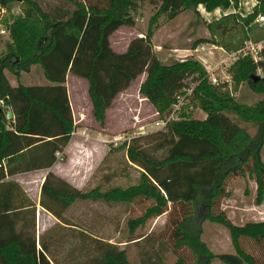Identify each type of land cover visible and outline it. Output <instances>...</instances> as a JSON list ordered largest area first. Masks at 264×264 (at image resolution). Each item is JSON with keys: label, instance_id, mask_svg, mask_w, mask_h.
<instances>
[{"label": "trees", "instance_id": "16d2710c", "mask_svg": "<svg viewBox=\"0 0 264 264\" xmlns=\"http://www.w3.org/2000/svg\"><path fill=\"white\" fill-rule=\"evenodd\" d=\"M6 1L0 0V6ZM20 1L21 14L5 24L10 40L0 56V264H54L47 244L38 241L36 246L32 230L26 228L33 226V203L24 202L18 196L19 184L6 176L47 168L57 158L55 152L63 153L74 127L66 96V72L86 80L91 115L99 126L113 97L142 72L144 78L137 91L158 115L169 113L178 100L179 106L185 88L205 114L197 118L181 110L163 129L123 140L119 147H124L127 161L137 166L135 182L79 189L46 170L39 185L38 204L65 223V209L76 200L129 203L141 199L146 204L140 214L127 217L128 231L165 211L171 223L166 242L175 254L169 264H207L213 257L225 264H252V255L239 239L244 236L260 241L264 220L234 223L217 205L228 194L226 178L245 173L254 180L258 198L264 197L260 156L264 46L259 58L239 55L227 67L234 88L244 82L261 94L253 103H245L231 95L225 82L207 79L195 59L160 61L151 48L149 30L130 38L123 51L113 50L108 36L121 25L133 24L130 12L142 1L156 5L167 18L198 4L205 10L233 7L206 22L208 29L223 34L237 24L245 29L257 14H264V0H254L245 14L235 10L239 0H55L45 7L39 0ZM34 63L40 66L47 83L8 81L4 69L17 79L19 70H27ZM257 68L258 77L252 79L249 74L256 73ZM243 123L254 125V132ZM141 137L152 140L149 147L137 143ZM28 210L31 217L25 219L23 214ZM202 219L227 228L234 252H213L206 246L199 236ZM133 238V242L143 238L149 242L147 234ZM92 241L96 253L72 264H131L118 244L95 236ZM165 247L161 242H149L148 248L140 251L142 262L163 264Z\"/></svg>", "mask_w": 264, "mask_h": 264}, {"label": "rangeland", "instance_id": "374dc122", "mask_svg": "<svg viewBox=\"0 0 264 264\" xmlns=\"http://www.w3.org/2000/svg\"><path fill=\"white\" fill-rule=\"evenodd\" d=\"M39 2L41 6L45 7L47 4L54 3L55 0H39ZM2 7L4 9L3 12H0V27L5 30L0 33V56L5 51V43L10 40L4 26L13 17L21 14L22 3L20 0H7ZM156 7V5L145 1L139 2L136 9L130 12L133 24L121 25L108 36L111 48L115 51H123L130 38L144 35L145 31L149 30L148 37L151 48L160 61L195 59L203 66L207 79L211 81V77H214L215 80L211 81L212 83L225 82L227 89L236 100L253 103L258 99L257 96L260 97V93L252 91L244 82H240L241 87L238 83L234 88L227 67L237 56L243 55L244 50L250 51L246 47L247 42H261L259 49L264 46L262 43L264 41V24L252 20L245 26V29L237 24L227 32L220 34L215 29L206 27L207 21L224 13L223 9L219 7L212 10H205L202 5L195 8L190 7L181 10L171 18L159 13ZM230 9L232 10L233 7H227V11ZM212 44L220 45L222 49ZM201 45L203 48H200ZM27 71L29 73L26 77L21 74L16 79L10 71L4 69L11 84H15L16 81H21L24 84L47 83L38 64H30ZM256 73H259L258 68ZM37 74L39 80L36 77ZM77 79L79 78L71 74L68 78L70 89L75 87L79 93L73 99L76 103L84 102L86 101L84 92L87 91V82L81 78ZM135 83L136 80L131 81L127 92L118 94L112 100L102 126H99L94 120L90 121L86 108L81 109L83 118L75 129L79 132L73 135L78 137L79 144L73 145L69 149V154L63 152L59 155V157L62 156V159L58 157V160L62 162L59 171L71 178L76 184L75 187L87 189L99 185L101 188H105L114 184L125 186L136 181L137 166L127 161L124 147H119V145L123 140L126 141L132 136H141L154 129H163L164 126L158 127L153 121L163 118L168 113L158 115L154 110L156 114H152L153 106L151 105V108L134 94ZM189 83L191 86L192 82ZM188 94L189 89H182L179 98L181 103L177 109H172L171 106L169 111V113L172 111V118L177 117L181 110L192 117L201 118L204 116V111ZM6 110L10 114L9 107H6ZM243 124L250 133L254 132V125ZM137 143L149 147L152 140L141 137ZM156 153L159 154V150ZM67 156L70 157L68 162ZM260 156L264 163V136ZM23 177L28 180L29 184L26 187L19 185L18 196L24 202L33 203V226L31 228L28 225L26 228L32 230L36 246H38V241H44L47 244L49 257L52 258L54 264H72L75 261L89 259L96 253L92 241L93 236L123 247L131 264H145L141 260L140 251L148 248L149 242L154 245H157V242L166 245L165 248H162L161 262L163 264H169L174 260L175 254L166 242L171 223L165 211L149 217L130 233L126 219L140 214L146 201L134 199L129 203H107L100 200H76L69 205L67 210L65 209L63 216L65 223L57 219L54 222L43 224L45 217L40 215L38 218L36 211V207L40 206L38 204L39 189L35 182L36 176L24 174ZM7 178L14 179V176L9 175ZM225 188L228 194L218 200L217 207L224 210L232 222L264 220V197L258 198L255 182L247 173L228 176ZM27 209H31V206ZM23 217L30 218L31 211L25 212ZM40 223L43 229L37 234L36 229ZM145 234L149 235V242L144 238L136 242H133L135 238L131 239V237ZM199 236L213 252H234L227 228L219 223L202 219ZM239 240L242 248L252 255V264H264V237L260 241H255L252 238L241 236ZM207 264L225 263L213 257ZM242 264L249 263L244 261Z\"/></svg>", "mask_w": 264, "mask_h": 264}, {"label": "crops", "instance_id": "0c3cea01", "mask_svg": "<svg viewBox=\"0 0 264 264\" xmlns=\"http://www.w3.org/2000/svg\"><path fill=\"white\" fill-rule=\"evenodd\" d=\"M253 3H254V0H239L238 5H237V7H236L235 10L238 13H240V14H245L247 11L250 10V7L253 5ZM198 6H201V4H198ZM219 8L223 9V12H226L227 11V8H223V7H219ZM246 36H247V34H246ZM247 41H248V36L246 37V42ZM256 42H259V41H256ZM247 43H252V42H247ZM262 43H264V41ZM212 45L213 46H216V47H218L220 49H222V47L220 45H215V44H212ZM27 70L19 71V76H21V74H24L25 77H26V75L29 73V71H27ZM41 74L43 75L42 70H41ZM69 75H70V73L69 72H66V74H65V89H66V96H67V99H68V103H69V107H70V112H71V117H72V122L74 124V127L71 130V132H70L69 140L67 141V143L65 144V146L63 148V152L66 153V154H69V149L73 145H75V144L78 145L79 144L77 142L78 137H74L73 135L76 134V133L78 134V132H79V131H76L75 129L77 127V124L80 123L81 120H82V118H83L82 117L83 116V112H82L81 109L82 108H86L87 117L90 118V121L91 120H94L93 117H92V115H91V105H90V102H89V99H88V96H87V93H86L87 91L86 90L84 92V98H86V101H84V102H78V103H76V101H74L73 97L76 96V95H78L79 93H78V90L75 89V87H73L74 89H70L71 87H70V84L68 82ZM36 77H38V80H39V75L38 74L36 75ZM76 78H78V77H76ZM143 78H144V73L142 72V73L138 74L133 79V80H136V83L134 85V94L138 98H140V100H144L146 102V104H148L152 108L151 104L146 100V98L144 96H142L137 91V87H138L139 83L143 80ZM79 79H77V80H79ZM74 80H76V79H74ZM35 81H37V80H35ZM128 86L126 88H124L123 90H121L120 92H118L113 97V99L118 94H122V93L127 92ZM239 87H241V83L239 84ZM256 98H259V96H257ZM111 103H112V101H111ZM108 107L105 110V115H106V112H107ZM152 114H156V112L154 111V109H152ZM55 155H56L57 158L54 160V162L49 167H47V168H34V169H30V170H24V171L15 172L14 174H11V176H14V179L13 180H15L20 186L26 187L29 184V182H28L27 179H24L25 178V177H23L24 174H30V175L33 174V175L36 176L35 182H36V186L39 189V185H40V183L42 181V178H43V175H44L45 171L46 170H50L54 174H56L58 176H61L63 179H65L70 184H73L74 186H76V184L71 180V178H69L67 175L62 174L59 171V170H61L60 167L62 165V162L58 160V157H59L60 153L59 152H55ZM59 158L62 159V157H59ZM69 159H70V157L67 156V162H68ZM6 178H7V176H6ZM36 211H37V214H38V218H39L40 215H42V216H44L46 218V219L44 218L43 224H46L47 222H54L55 220H57L56 217H54L52 214H50L47 210H45L41 206H38V208L36 207ZM42 229L43 228L41 227V223H40V226L37 227V229H36L37 234H39V232H41Z\"/></svg>", "mask_w": 264, "mask_h": 264}, {"label": "built area", "instance_id": "2783aa9c", "mask_svg": "<svg viewBox=\"0 0 264 264\" xmlns=\"http://www.w3.org/2000/svg\"><path fill=\"white\" fill-rule=\"evenodd\" d=\"M4 7L0 6V12H3ZM254 21H256L259 24H264V14H257L254 19ZM4 28L0 27V33L4 32ZM261 46V42H256V43H247L246 47L250 50V51H243V54H247L249 53V55L253 58V59H257L259 58L258 55V51L260 50ZM200 48H203V45L200 46ZM252 51V52H251ZM214 77H211V81H214ZM1 100H0V104H1ZM179 100L173 104L172 109H175L178 106ZM8 107V106H6ZM8 112V111H7ZM172 111L170 113H168L167 115H165L163 118H158L157 120H154L153 123L155 125H157L158 127H163L166 123L167 120L172 118Z\"/></svg>", "mask_w": 264, "mask_h": 264}, {"label": "water", "instance_id": "95a60500", "mask_svg": "<svg viewBox=\"0 0 264 264\" xmlns=\"http://www.w3.org/2000/svg\"><path fill=\"white\" fill-rule=\"evenodd\" d=\"M249 77H251L252 79L257 78L258 77V73H251L249 74ZM9 115V112H7V116Z\"/></svg>", "mask_w": 264, "mask_h": 264}]
</instances>
